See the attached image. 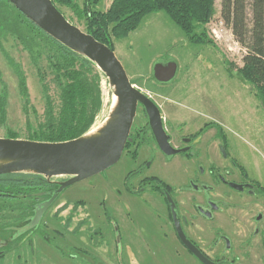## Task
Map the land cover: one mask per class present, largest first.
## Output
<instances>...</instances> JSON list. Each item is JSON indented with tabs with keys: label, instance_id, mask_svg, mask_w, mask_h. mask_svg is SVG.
<instances>
[{
	"label": "flooded vegetation",
	"instance_id": "1",
	"mask_svg": "<svg viewBox=\"0 0 264 264\" xmlns=\"http://www.w3.org/2000/svg\"><path fill=\"white\" fill-rule=\"evenodd\" d=\"M178 74L171 83H159L153 70L151 80L158 87L149 92L129 76L157 105L161 127L156 111L139 102L127 145L115 164L124 161L126 173L100 185L108 201L104 218L87 209L84 198L66 200L53 213L52 235L44 218L41 222L48 236L43 235L46 254L52 248L61 261L82 264H169L163 254L174 251L176 260L187 257L174 264H264L263 171L259 164L247 166L238 159L226 125L213 112L209 91L187 85V96L199 98L189 99L183 92V100L177 97L181 92L171 87ZM10 231V240L1 243L0 261L30 264L34 235L27 237L26 232L15 239L16 231ZM65 235L81 237V245L71 247ZM24 246L29 251H21Z\"/></svg>",
	"mask_w": 264,
	"mask_h": 264
},
{
	"label": "rangeland",
	"instance_id": "2",
	"mask_svg": "<svg viewBox=\"0 0 264 264\" xmlns=\"http://www.w3.org/2000/svg\"><path fill=\"white\" fill-rule=\"evenodd\" d=\"M111 2V0H102L98 7L107 10ZM1 5L6 6V1L0 0ZM220 6L221 0H216L215 9L217 11L213 21L204 25V28H197L194 31L195 36L198 39L202 38L204 43H192L193 39L191 40V37L187 36L166 12L161 11L146 15L139 28L123 39H118L113 34L114 37H111L113 48L118 59L128 71L132 82L138 84L145 92L153 91L158 87L156 82L151 80L153 64L161 58H175L180 72L175 84L171 85V90L181 92L177 95L179 99L183 97L182 92L187 96V90L191 89L187 85L192 86V90L196 86L206 93L209 91L214 105L213 112L216 119L222 118L221 120L226 125L225 129L231 137V143L238 159L247 166L257 167L256 164H259L264 177V109L252 86L234 75L243 65L245 49L236 42L230 28L220 20ZM62 9L75 25L80 26L86 32V26L79 22L77 15H74L70 8L63 6ZM41 60V65H45V56ZM18 71L25 80L29 96L22 94ZM50 80L51 77L47 81L50 83ZM202 85H205L208 90ZM101 87L104 97L103 110L97 117L92 127L93 130L103 126L116 103L113 87L106 75L102 77ZM52 89V93H56V86L52 85ZM3 95L6 96V114L5 117L0 115V137L11 138L12 132H16L18 136L20 135V139H28V123L30 122L33 127L37 128L36 119L42 118L45 111L43 88L39 75H37V66L32 61L30 52L26 50L21 40L10 32L4 33L0 28V98H3ZM187 98L196 100L199 96L194 94L191 97L188 95ZM27 101L30 103L28 111L24 109ZM33 109L36 110L37 115ZM124 164L125 162L121 161L117 166L108 168L105 174H97L92 179L73 184L65 190L52 209L45 214L44 222L49 231L42 229L40 224L37 230L29 235H34L32 241L35 242V255H30L28 246L20 249L21 251L28 249L30 264H82L80 261L69 258H63L61 261L52 248L46 254L44 250L46 241L43 235L48 236L44 231L53 234V229L56 227L53 213L60 204H65L66 200H72V198H84L87 202V209L104 218L103 205H107L108 201H104L106 193L101 189V182L111 183L114 178V180L123 178L126 173ZM61 178L63 177L53 179L59 181ZM68 212L63 214L69 216ZM11 234L10 230L0 231V247L2 241L10 240ZM65 237H67L65 242L71 247L81 245L79 242L81 237L75 235H65ZM163 256L165 262L169 264L187 260L186 256L176 260L174 251H167ZM4 262L1 260L0 264ZM107 263L113 264L111 261ZM152 263V261L148 262V264Z\"/></svg>",
	"mask_w": 264,
	"mask_h": 264
},
{
	"label": "trees",
	"instance_id": "3",
	"mask_svg": "<svg viewBox=\"0 0 264 264\" xmlns=\"http://www.w3.org/2000/svg\"><path fill=\"white\" fill-rule=\"evenodd\" d=\"M5 1L7 5L0 6L3 9H0V28L21 40L30 52L45 98V111L42 118L36 119L37 128L28 121V139L69 141L89 133L103 110L101 80L104 72L94 62L38 28L9 0ZM111 1L107 10L98 7L102 0H53V3L64 15L62 7L70 8L79 22L84 23L86 32L110 48H113V34L123 39L139 28L146 15L161 11L193 39L192 43H204L194 31L213 21L217 11L216 0ZM220 8V20L245 49L243 65L234 75L252 86L264 109V0H221ZM43 56L45 65L40 63ZM17 74L22 94L29 96L23 76L20 71ZM49 77L50 83L47 81ZM52 85L56 86V93H52ZM5 101L3 95L0 98L1 117L6 114ZM29 105L27 101L24 109L28 111ZM12 134L11 138H20L16 132ZM54 189V179L49 181L38 174L0 175V231H9L10 227L27 222L36 204L48 199V193Z\"/></svg>",
	"mask_w": 264,
	"mask_h": 264
},
{
	"label": "water",
	"instance_id": "4",
	"mask_svg": "<svg viewBox=\"0 0 264 264\" xmlns=\"http://www.w3.org/2000/svg\"><path fill=\"white\" fill-rule=\"evenodd\" d=\"M25 17L50 37L94 62L104 72L113 94L117 96L114 108L107 121L97 130L69 141H38L25 138L0 137V175L31 173L51 181L63 177L58 188L48 193V199L38 202L25 226L10 227L16 231L15 239L37 230L44 214L73 184L90 179L115 166L123 155L138 103L156 111L155 121L161 127L157 105L130 82L128 72L115 50L99 41L80 26L73 24L58 9L53 0H9ZM176 59L165 62L159 59L153 66L154 79L159 83H171L179 71ZM153 122V121H152ZM3 254L0 251V256Z\"/></svg>",
	"mask_w": 264,
	"mask_h": 264
},
{
	"label": "bare ground",
	"instance_id": "5",
	"mask_svg": "<svg viewBox=\"0 0 264 264\" xmlns=\"http://www.w3.org/2000/svg\"><path fill=\"white\" fill-rule=\"evenodd\" d=\"M116 101H117V96L114 97V102H116Z\"/></svg>",
	"mask_w": 264,
	"mask_h": 264
}]
</instances>
